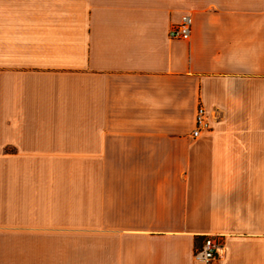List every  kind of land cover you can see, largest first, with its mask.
Segmentation results:
<instances>
[{
  "label": "crops",
  "instance_id": "crops-1",
  "mask_svg": "<svg viewBox=\"0 0 264 264\" xmlns=\"http://www.w3.org/2000/svg\"><path fill=\"white\" fill-rule=\"evenodd\" d=\"M39 163H79L78 216L0 235L19 264L45 239L64 264H196L208 236L219 264H264V0H0L2 218L56 208Z\"/></svg>",
  "mask_w": 264,
  "mask_h": 264
},
{
  "label": "rangeland",
  "instance_id": "rangeland-1",
  "mask_svg": "<svg viewBox=\"0 0 264 264\" xmlns=\"http://www.w3.org/2000/svg\"><path fill=\"white\" fill-rule=\"evenodd\" d=\"M33 163H25L24 165V176L31 177V169L33 168ZM79 163H39V169L45 172V177L48 175V171H52L56 175V208L48 209V201L45 197L41 200L40 209L31 210L24 209L22 211H8V218H2L1 215L5 213L2 210V203L0 200V235L3 234H15V233H30L37 232L41 234L48 233V227L55 221L56 223H61L65 218L71 217L72 219L78 216V211L74 210H64L63 203V182L64 173L66 170L78 169ZM35 166V163H34ZM28 178V179H29ZM45 178L44 185L47 184ZM0 186H1V175H0ZM1 193V192H0ZM1 197V194H0ZM61 202V203H58ZM6 214V213H5ZM15 224H22L24 227L39 226L40 230H28L16 228ZM8 239L4 240V237H0V264H19V253L18 245L19 243L15 241L11 236H6ZM23 244V243H20ZM39 244V251L37 253V264H64V253L58 252L59 242H50L41 240L37 242ZM24 256V257H23ZM26 255H20V259L24 260ZM70 260V258L68 259ZM70 264V263H69Z\"/></svg>",
  "mask_w": 264,
  "mask_h": 264
},
{
  "label": "built area",
  "instance_id": "built-area-1",
  "mask_svg": "<svg viewBox=\"0 0 264 264\" xmlns=\"http://www.w3.org/2000/svg\"><path fill=\"white\" fill-rule=\"evenodd\" d=\"M192 18L184 15L181 21L169 32V36L175 40L188 41L191 38ZM210 128L207 110L200 105L196 113L195 128L192 131L193 138H199ZM223 241L219 237L208 236L204 239L202 246L195 252L193 258L196 264H219Z\"/></svg>",
  "mask_w": 264,
  "mask_h": 264
}]
</instances>
